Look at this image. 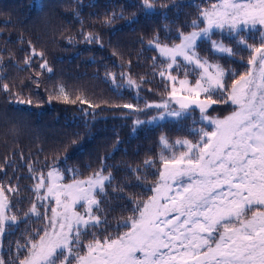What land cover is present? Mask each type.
Masks as SVG:
<instances>
[{"label":"snow or ice","instance_id":"6c2138e0","mask_svg":"<svg viewBox=\"0 0 264 264\" xmlns=\"http://www.w3.org/2000/svg\"><path fill=\"white\" fill-rule=\"evenodd\" d=\"M142 4L145 9L155 6L153 0H142ZM258 26L262 29L259 45L251 44L244 32ZM190 28L187 33L179 32V43H161L158 35L149 41V47L162 58L158 75L171 84L167 98L145 102L144 108L123 105L134 112L160 110L148 123L165 117L179 122L199 111L200 126L193 120L188 131L192 139L170 142L160 137L161 166L156 181L143 185L152 195L129 197L132 214L117 222L114 233L109 232L107 218L98 214L102 211L98 196L106 195L111 173L105 175L102 165L87 178L77 179L78 170L69 168L73 180L65 184L54 163L46 176L33 177L37 179L32 188L36 202L24 215L47 223L29 233L26 243L17 241L18 256L24 250L17 264H264V0H216L200 10ZM217 31H227L240 47L213 39ZM86 39L96 38L89 35ZM199 42L210 44L221 58L240 56L243 61L240 54L248 51L246 70L237 73L210 62L197 51ZM32 54L37 53L33 50ZM152 59L155 69L157 57ZM40 67L52 72L47 61ZM192 73L194 81L188 78ZM109 75L116 89L124 87L116 83L115 74ZM121 78L129 88L139 89L130 76L122 73ZM2 89L8 92L9 85L4 83ZM61 97L69 102L62 85L49 102ZM16 102L33 103L30 98ZM218 104H230L232 111L222 118L210 115L209 110ZM144 163L155 166L152 159ZM29 171H33L31 166ZM16 191L7 188L9 193ZM11 207L0 185V238L10 225L20 222L9 214ZM0 264H6L2 256Z\"/></svg>","mask_w":264,"mask_h":264},{"label":"trees","instance_id":"16d2710c","mask_svg":"<svg viewBox=\"0 0 264 264\" xmlns=\"http://www.w3.org/2000/svg\"><path fill=\"white\" fill-rule=\"evenodd\" d=\"M153 2L154 8L145 9L142 0H0V185L12 205L9 214L20 221L0 238V256L6 264H17L24 254L21 249L18 256L17 241L26 243L29 233L46 224L44 219L24 215L36 202L34 176H46L55 163L67 184L73 180L67 169L78 170L76 178L85 179L103 165L104 174L110 172L113 179L106 182V195L98 196L102 210L98 214L107 218L105 227L114 233L117 222L132 214L129 197L152 195L143 185L156 181L160 137L192 139L188 131L193 120L200 126L198 109L179 122L166 117L148 123L160 110L123 108L128 103L144 108L145 102L167 98L171 84L158 75L162 58L149 41L158 35L161 43H179V32L191 31L200 10L216 0ZM109 18L111 22H106ZM260 32L257 27L244 35L249 43L259 45ZM89 35L96 39L89 41ZM213 39L240 47L227 31H217ZM197 51L226 70H246V50L240 54L243 61L240 56L221 58L207 42H199ZM153 57H157L155 69ZM45 61L52 72L40 67ZM122 73L136 81L139 89L129 88ZM109 74H115L116 83L124 87L116 89ZM179 75L183 78L182 71ZM188 78L194 81L195 73ZM4 83L9 85L8 92L2 89ZM227 83L230 86L231 80ZM61 85L69 102L62 97L49 102ZM17 98H30L33 103L19 104ZM231 111L230 104H218L209 113L222 118ZM137 119L145 123L136 125ZM148 159L155 161L154 167L145 165ZM137 168L139 172H134ZM137 175L142 179L138 181ZM8 187L17 191L9 193Z\"/></svg>","mask_w":264,"mask_h":264},{"label":"rangeland","instance_id":"374dc122","mask_svg":"<svg viewBox=\"0 0 264 264\" xmlns=\"http://www.w3.org/2000/svg\"><path fill=\"white\" fill-rule=\"evenodd\" d=\"M259 27V26H258ZM262 30V29H261ZM166 118V117H165ZM176 139H174V140H171V141H175ZM170 141V142H171ZM160 152H161V148H160V151H159V155H160ZM71 183V182H70ZM51 214V213H50ZM46 223H47V221H46Z\"/></svg>","mask_w":264,"mask_h":264}]
</instances>
